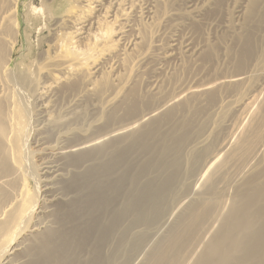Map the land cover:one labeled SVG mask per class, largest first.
<instances>
[{
    "label": "bare ground",
    "instance_id": "6f19581e",
    "mask_svg": "<svg viewBox=\"0 0 264 264\" xmlns=\"http://www.w3.org/2000/svg\"><path fill=\"white\" fill-rule=\"evenodd\" d=\"M91 1L98 15L56 20L48 57L14 71L20 0H0V264H264V38H240L234 75L140 96L84 68L77 44L109 37L101 1L120 8ZM249 1L248 20L264 4Z\"/></svg>",
    "mask_w": 264,
    "mask_h": 264
},
{
    "label": "rangeland",
    "instance_id": "374dc122",
    "mask_svg": "<svg viewBox=\"0 0 264 264\" xmlns=\"http://www.w3.org/2000/svg\"><path fill=\"white\" fill-rule=\"evenodd\" d=\"M84 1L85 0H56L52 6L47 0H20L19 19L21 23V37L10 69L15 71L17 68L24 69L28 65L34 66L40 62L41 58L48 57L47 55L52 52L49 42L51 39V24L56 22V20L65 18L71 12H73V16L78 14L85 18L80 17L77 22L93 18L98 10V7H96L97 3L88 0L91 4L94 3V6L92 5L91 7L93 9L89 10L90 8L85 7L86 3H84ZM113 1H118L120 8L116 10V3H112L111 5L108 4L107 1H101L103 2L102 6L103 4L104 6L101 8L102 11H100V13L102 12L103 14L102 16H98L102 20L100 22V29L104 32L106 31V34L109 37L106 36V39L100 40L96 43L84 42L77 44L78 50L86 51L88 53L92 51L94 52L90 53L85 62L83 61L84 68L90 69H88L89 73H91L89 75L90 78H95L97 76V81H101L112 77L114 74H119L120 78L124 79H122L123 85L127 83V86L129 87V85L132 84L133 86L131 85V88H135V91L138 93L137 95L140 96L145 94L148 95V92L146 93L147 89L149 91L153 86H159V98L161 99L160 96L168 97L170 94L178 91L179 88L181 89V87L188 88L189 84L190 87H193L191 85L196 87L207 83L212 77L213 78L210 81H213V79H221V76L224 78L229 75H234L235 70H233L232 58L236 56L235 53L239 51L242 45L240 38L252 37L257 43L260 41V38H264V4L261 5L260 11L256 14L254 19L251 17V19L248 20L246 11L250 2L249 0ZM110 2H112V0H110ZM202 2L204 3L202 4ZM198 5L199 7H203V14L200 15L201 17L198 16L195 19L188 10H192L189 6L195 8ZM35 7L37 13L31 12V9ZM48 9L54 11V18L48 19ZM187 13L190 15L188 14L186 17L185 14L187 15ZM98 14L96 13V15ZM171 15L172 19L170 17ZM117 16L118 20L116 19ZM193 17L194 19H192ZM111 20L113 23L108 24V21ZM122 24H125L123 26L126 28L123 27ZM81 26L82 25H80V27ZM127 27L128 30H126ZM71 28L66 26L63 29V33L70 32ZM117 28L122 29L118 30ZM123 28L125 29L123 30ZM125 30L128 32H125ZM119 33L123 36L119 35L118 37ZM106 34H104V36ZM171 36L172 56L163 61L158 56L161 57L163 55L162 53L165 51L164 49H167L169 46L168 42H170ZM72 37L74 38L75 35ZM135 39H139L140 41L139 49L131 54L128 52V48L132 43L131 41H135ZM76 40L77 39L74 41ZM174 40H176V42ZM188 42L193 44L192 46L194 48L196 47L197 50L191 57H189L191 53H185V51H187L185 45ZM92 47L95 48V51H90V48ZM155 47H157L158 50ZM98 48H100L99 51ZM159 48H161V50L163 48V50L161 51ZM121 49H126L124 52L129 54H125L124 57L121 55L122 53L120 54V52H122ZM42 55L43 57H41ZM120 60H122V63ZM41 62V66L46 63L43 60ZM95 66L96 68L94 69ZM93 69H98L99 71L97 70L98 72H95ZM103 70L105 73L107 71L111 72L105 74ZM219 74H221V76ZM225 74H227V76ZM99 75L103 76V78L98 77ZM260 78L261 76L258 77V79ZM128 80L131 81V84H128ZM246 89L247 87L243 89L242 94L245 93ZM110 90L112 92L109 90L106 91V94L109 96L114 93V90L111 88ZM213 119L214 121H217L219 116L214 115ZM30 187L32 188V186ZM159 233L162 234L164 231L161 230ZM160 237L162 236L160 235Z\"/></svg>",
    "mask_w": 264,
    "mask_h": 264
}]
</instances>
